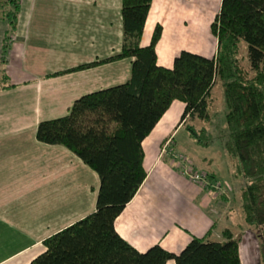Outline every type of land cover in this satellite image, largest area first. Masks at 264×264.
Wrapping results in <instances>:
<instances>
[{
	"label": "crops",
	"instance_id": "1",
	"mask_svg": "<svg viewBox=\"0 0 264 264\" xmlns=\"http://www.w3.org/2000/svg\"><path fill=\"white\" fill-rule=\"evenodd\" d=\"M20 3L5 66L13 86L0 90V264H28L43 251L46 237L94 211L97 174L67 148L36 140V127L63 115L80 95L125 82L133 60L116 57L121 0H29L26 8ZM220 5L152 0L141 44L149 43L160 23L159 65L170 68L181 50L214 56L210 24ZM86 63L93 64L75 69ZM183 109V102L173 101L143 140L146 177L114 221L116 232L140 252L159 244L178 253L192 236L212 233L221 216L212 213L218 197L180 175L178 163L166 156L172 143L166 140L183 126Z\"/></svg>",
	"mask_w": 264,
	"mask_h": 264
},
{
	"label": "trees",
	"instance_id": "2",
	"mask_svg": "<svg viewBox=\"0 0 264 264\" xmlns=\"http://www.w3.org/2000/svg\"><path fill=\"white\" fill-rule=\"evenodd\" d=\"M151 3L121 0L122 43L116 57L133 58L129 78L84 93L63 115L37 124L36 140L70 150L97 174L99 187L94 211L46 237L43 251L28 264H242L238 240L228 228L220 240L209 239L210 232L192 236L173 253L159 244L140 252L114 227L146 177L143 140L175 100L184 103L178 125L209 121L210 92L216 83L223 88L226 106L221 133L245 178L239 188L241 210L254 228L264 264V0H221L210 24L217 41L215 55L181 50L170 68L157 63L160 23L149 43L141 44ZM20 4H0V17L8 23L1 42L0 90L13 86L5 66Z\"/></svg>",
	"mask_w": 264,
	"mask_h": 264
},
{
	"label": "rangeland",
	"instance_id": "3",
	"mask_svg": "<svg viewBox=\"0 0 264 264\" xmlns=\"http://www.w3.org/2000/svg\"><path fill=\"white\" fill-rule=\"evenodd\" d=\"M3 1L0 0V4ZM28 1L23 0L24 8ZM7 27V21L0 17V53L2 38ZM146 39L145 36L144 40ZM8 98H14V95H9ZM225 111L223 88L219 83H216L210 92L209 121L188 120L185 125L175 129L171 135L172 139L166 140L167 143L172 140V143L169 147V155H165L172 163H178L170 152L183 153L192 162V165V159L198 163L199 171L213 172L216 179L209 176L208 179L210 182H220V187L217 189L215 185H209L205 190L214 193L220 200L212 207V213L217 216V212H221V216L219 220H215L209 239L220 240L219 235L228 228L233 232V237L238 240L242 264H260L259 241L255 236L254 228L247 224L241 210L239 188L244 184L245 178L241 175L242 173L237 171L236 161L230 156L221 133V129L225 127ZM45 177V175L42 176L43 179Z\"/></svg>",
	"mask_w": 264,
	"mask_h": 264
},
{
	"label": "built area",
	"instance_id": "4",
	"mask_svg": "<svg viewBox=\"0 0 264 264\" xmlns=\"http://www.w3.org/2000/svg\"><path fill=\"white\" fill-rule=\"evenodd\" d=\"M170 154L173 159L178 161L179 174L187 178L192 183L197 184L204 189H207L209 185H215L217 189L220 187V182L209 181L206 172L195 170L192 162L183 153L171 151Z\"/></svg>",
	"mask_w": 264,
	"mask_h": 264
}]
</instances>
